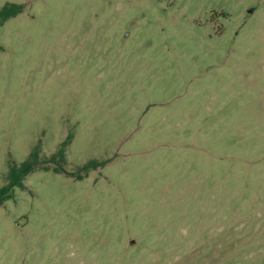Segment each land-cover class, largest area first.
I'll use <instances>...</instances> for the list:
<instances>
[{"label": "rangeland", "instance_id": "rangeland-1", "mask_svg": "<svg viewBox=\"0 0 264 264\" xmlns=\"http://www.w3.org/2000/svg\"><path fill=\"white\" fill-rule=\"evenodd\" d=\"M7 1L0 264H264V0Z\"/></svg>", "mask_w": 264, "mask_h": 264}, {"label": "trees", "instance_id": "trees-1", "mask_svg": "<svg viewBox=\"0 0 264 264\" xmlns=\"http://www.w3.org/2000/svg\"><path fill=\"white\" fill-rule=\"evenodd\" d=\"M25 3L7 1L0 7V25H3L7 20L13 18L20 13H22L25 9ZM74 138L73 133H69L64 141H62L60 147L54 152L48 159L51 162H65L66 158V147L72 142ZM40 144L35 145V147L30 151L29 155L25 160H23L20 164H14L10 167L6 179L7 182L0 186V205L5 203L7 200L11 199L15 195L16 187L26 189L25 179L26 177L34 172L41 163V154H40ZM102 164L101 161L96 159H92L84 164L81 169L84 171V175L80 174L79 178H83L88 172L92 169H96L98 166ZM45 170L52 169L56 173L68 171L65 170L63 166H45L43 167ZM73 174V173H70Z\"/></svg>", "mask_w": 264, "mask_h": 264}, {"label": "water", "instance_id": "water-1", "mask_svg": "<svg viewBox=\"0 0 264 264\" xmlns=\"http://www.w3.org/2000/svg\"><path fill=\"white\" fill-rule=\"evenodd\" d=\"M252 11V10H251ZM133 242V241H132Z\"/></svg>", "mask_w": 264, "mask_h": 264}]
</instances>
